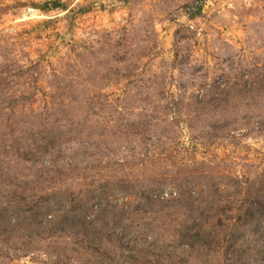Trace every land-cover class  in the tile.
<instances>
[{
    "label": "rangeland",
    "instance_id": "374dc122",
    "mask_svg": "<svg viewBox=\"0 0 264 264\" xmlns=\"http://www.w3.org/2000/svg\"><path fill=\"white\" fill-rule=\"evenodd\" d=\"M0 264H264V0H0Z\"/></svg>",
    "mask_w": 264,
    "mask_h": 264
}]
</instances>
